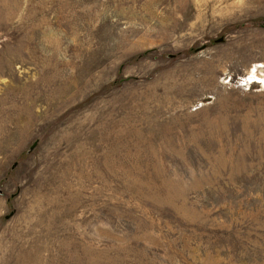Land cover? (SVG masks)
<instances>
[{"label": "rangeland", "instance_id": "obj_1", "mask_svg": "<svg viewBox=\"0 0 264 264\" xmlns=\"http://www.w3.org/2000/svg\"><path fill=\"white\" fill-rule=\"evenodd\" d=\"M0 264H264V0H0Z\"/></svg>", "mask_w": 264, "mask_h": 264}, {"label": "water", "instance_id": "obj_2", "mask_svg": "<svg viewBox=\"0 0 264 264\" xmlns=\"http://www.w3.org/2000/svg\"><path fill=\"white\" fill-rule=\"evenodd\" d=\"M217 42H222L224 41V38H220L218 40H216ZM38 142H35L32 146H31V150L35 148V146L37 145ZM16 166V164L14 165V167Z\"/></svg>", "mask_w": 264, "mask_h": 264}]
</instances>
